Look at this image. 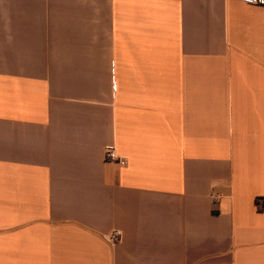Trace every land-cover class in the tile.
Instances as JSON below:
<instances>
[{
  "label": "crops",
  "instance_id": "0c3cea01",
  "mask_svg": "<svg viewBox=\"0 0 264 264\" xmlns=\"http://www.w3.org/2000/svg\"><path fill=\"white\" fill-rule=\"evenodd\" d=\"M0 264H264V6L0 0Z\"/></svg>",
  "mask_w": 264,
  "mask_h": 264
},
{
  "label": "built area",
  "instance_id": "2783aa9c",
  "mask_svg": "<svg viewBox=\"0 0 264 264\" xmlns=\"http://www.w3.org/2000/svg\"><path fill=\"white\" fill-rule=\"evenodd\" d=\"M242 1L250 5L264 6V0H242ZM105 158L118 162L121 165H125L128 163V158L120 155L114 146L106 148ZM122 236H123V231L120 229H115L107 233L105 235V238L110 244H115L122 238Z\"/></svg>",
  "mask_w": 264,
  "mask_h": 264
}]
</instances>
